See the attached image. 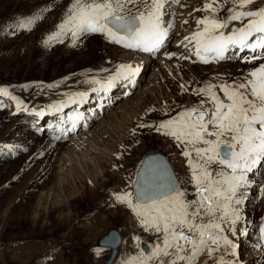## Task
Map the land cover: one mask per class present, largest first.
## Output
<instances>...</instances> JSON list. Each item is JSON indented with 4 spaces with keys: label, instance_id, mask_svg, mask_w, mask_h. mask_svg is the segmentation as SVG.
Segmentation results:
<instances>
[{
    "label": "rangeland",
    "instance_id": "374dc122",
    "mask_svg": "<svg viewBox=\"0 0 264 264\" xmlns=\"http://www.w3.org/2000/svg\"><path fill=\"white\" fill-rule=\"evenodd\" d=\"M229 1L232 0L226 3ZM206 2L212 0H167L162 23L165 27L171 24L170 36H166L154 60L150 59L145 65L142 58L146 67L141 84L135 85L136 92L126 90L127 94L132 93L128 100L130 105L138 101L146 109L162 101L172 108L167 120L187 109L210 108L208 95L200 93L199 89L215 85L212 91L224 99L220 85L241 82L264 63V54L248 62L242 59L243 55L240 59L226 58L221 62L212 59L204 63L188 54L195 48V42L173 45L175 35L181 33L177 30H190L188 36L198 27L197 20L213 16L210 9H204ZM222 2L224 0L213 3V8L220 12L214 15L221 20L229 15L230 9ZM70 3L71 0H0V87L9 92L8 96L0 94L7 98L0 100V264H106L110 248L99 246L97 241L110 228H116L121 234L118 253L111 264H124L158 242L157 233L139 232L137 223H134L136 229L129 226V216L133 215L130 208L117 219L112 214L114 208L102 200L101 189H92L85 183L82 172H88L102 183L111 181L118 193L129 192L135 198L132 184L142 158L148 153L160 152L174 169L178 180L176 188L185 193L184 198L188 201L197 198L187 158L182 155L184 145L163 131L155 135L147 133L127 153L119 146L126 142L123 132L126 126L114 129L113 122L110 123L113 128L109 126L111 130L96 128L92 131L96 135L76 130L65 138L52 136L51 129L44 127L33 141L25 140L18 128L13 129L18 118L10 112L13 107L30 108L33 106L31 98L46 91L45 88L55 93L86 89L92 80L117 71L120 65L134 67V59L144 55L141 49L109 42L100 33L83 34L75 44L69 34L63 42L45 45L44 40L57 30L56 25L62 21ZM262 3L264 0H253L247 9H258ZM143 7L141 3L126 4L124 13L135 14ZM34 15L41 18L30 29L18 27L21 20ZM96 61L112 65L106 71L95 73ZM124 82L117 79L112 85L121 93ZM114 97L106 108L114 110L123 102L124 98L120 101ZM174 100L179 103L182 100L183 104L177 107ZM102 119L100 115L98 121ZM47 169L49 174L41 176ZM79 169H83L82 172ZM248 177L251 182L242 189L244 198L238 206L241 218L235 225L223 226L226 231L242 225L237 237L239 243L249 231L248 224L251 232L256 233L254 237L261 240L259 228L264 223V193L260 191L264 185V166H259ZM116 202L119 201L116 199Z\"/></svg>",
    "mask_w": 264,
    "mask_h": 264
},
{
    "label": "snow or ice",
    "instance_id": "6c2138e0",
    "mask_svg": "<svg viewBox=\"0 0 264 264\" xmlns=\"http://www.w3.org/2000/svg\"><path fill=\"white\" fill-rule=\"evenodd\" d=\"M215 2L204 4L213 16L197 20L204 27L191 36L198 59L204 63H208L209 56L225 59V53L234 47L241 52L264 50V6L249 10L247 6L253 0H232L229 15L221 20L214 15ZM136 3L143 4V9L135 14L124 13L126 4ZM166 3L167 0H71L57 30L48 35L44 44L63 42L69 34L75 44L83 34L100 33L109 42L153 51L164 42L171 28V24L165 27L162 23ZM40 18L34 15L21 20L18 27L30 29ZM245 18L247 23L233 25L227 33L223 31L230 22ZM258 58L253 55L242 59L248 62ZM138 71L131 65H120L105 82H95L108 88L115 80L132 77ZM214 87L209 84L198 90L208 95L210 108L187 109L156 128L184 145L182 155L187 158L197 198L186 200L185 193L176 188L163 169L136 188L135 198L129 192L115 194L132 210L145 231L158 234V242L147 252L142 250L124 264H197L201 255L213 260L221 250V241L235 249L233 241L223 235V226L235 225L241 218L238 206L244 198L242 189L251 182L248 174L264 166V63L243 81L220 85L224 99L212 91ZM0 94L8 96V89L0 87ZM260 191L264 193V185ZM259 230L264 239V223ZM214 264L233 262L220 256Z\"/></svg>",
    "mask_w": 264,
    "mask_h": 264
},
{
    "label": "bare ground",
    "instance_id": "6f19581e",
    "mask_svg": "<svg viewBox=\"0 0 264 264\" xmlns=\"http://www.w3.org/2000/svg\"><path fill=\"white\" fill-rule=\"evenodd\" d=\"M226 2L228 3V0H224V2H222V5L223 6L227 5L228 8L233 7L232 1H229V4H227ZM219 13L220 12H217L216 10L214 14L218 15ZM242 23H247V18H245L243 21L230 22L228 28L223 29V31L227 33L231 31L233 25L238 27V26H241ZM203 27L204 25H198V27L192 31V34L194 32L202 30ZM177 31L181 33L177 32V34L175 35L176 37L173 39L174 46L181 45V43H183V45L185 44L189 45L195 42L194 40H190L188 41V43H185L187 42L185 37L191 38L192 36V34L186 36L190 32V30H184V31L177 30ZM167 36H170V34H167ZM165 40H166V37L164 39V42ZM163 43L160 45L159 48L153 51L145 52L142 50L144 52V55L141 58L137 57L134 59L135 62L133 64L134 65L133 68H138L139 72L141 73L136 72L135 75L132 77L121 78V80L125 81L124 89H122L121 93L118 91V87L115 85H112L111 87H108V88H102L100 84H97L95 82V80L100 81V82H105L108 77L113 76L117 71H109V73L105 77L98 75L99 77L97 79L92 80L91 84H89L88 87H86V89L84 88L82 90L81 89L70 90V91L64 90V91H61V92L58 91V93H55V92H51L50 89L45 88L44 90L46 91H42L37 97L31 98L33 102L32 104L33 106H31L30 108H27L25 106H17V105L13 107V109L10 111L11 114L18 115V118L15 120V125H14L15 128L13 129L18 128L20 131H22L20 133L23 134L22 137H24L25 140L33 141L34 138L38 135V133L41 132L42 129H44V127L51 129L50 133L52 136L56 138L57 137L65 138L70 133L73 134L76 130L83 131L82 133H85V134H90V133L93 134L92 131H95L96 128L99 130L103 128V131H104V128L111 130L109 126L110 127L112 126L113 128V125H115L116 127H114V129L118 127H119L118 129H120L121 126L125 125L126 127L124 128H126V130L125 131L123 129L122 130L126 134L125 135L126 142L124 144L120 143L119 146H121L120 148L124 149L125 152L127 151V153H130L133 146L137 144L138 141H140L141 137H143L144 135H147V133L154 134L158 132L156 130L157 126L162 121H166L169 118L168 114L172 110L169 104L161 103L162 101L156 104L153 103L146 109L141 107L138 101L136 105H133V103H131L130 105L128 103L129 102L128 100L132 93L131 94L130 93L127 94V92L125 93L127 89H132L131 92H136L135 91L137 88L136 86L137 84H141L140 79H142V73H143L144 68L146 67L143 64L146 65L150 59L154 60L155 58L154 54L156 55L163 48L162 47L164 46ZM194 52H195V48L191 49L190 52L189 53L187 52V53L194 55ZM201 54L203 55V52ZM260 54H264V50H257L255 53H253L250 50H246V52L244 51L241 52L238 48L234 47V48L229 49L228 52L225 53V56L226 58H229V59H232V58L240 59L241 57H243V55L250 57L253 55L258 56ZM194 56L196 57V61H201L200 59L197 58L196 55ZM142 58L144 59L143 64L141 62L143 60ZM210 61H212V58L209 56L208 62ZM111 65L112 63L110 62L96 61L93 64V69L95 70V73H98L104 70L106 71V69ZM141 66H143V68ZM56 86H58V83ZM93 89H97V90L93 91ZM80 93H83L84 95L83 96L78 95ZM114 96H117L119 100L120 99L122 100L123 98L124 99H123V102L120 100L121 103H118L114 110H110L111 107L106 108L105 105L113 102V99L116 98ZM4 98L5 96H2V95L0 96V100L3 101ZM93 100H96V101L94 102ZM114 103L112 105H115ZM174 104H176L177 107H179L180 105L183 104V101L180 100V103H179L176 100ZM138 105L140 106V108L138 107ZM100 115L103 116V119L101 121H98V117ZM44 122H47V123H44ZM87 123H89V125L86 127ZM110 123H112L113 125H111ZM114 123L116 124L118 123V125ZM82 125H85V126L83 128H80ZM141 125H144V126L141 127ZM100 133L103 134L104 132L103 133L100 132ZM96 134H93V135H96ZM101 136L99 135V138H101ZM46 142L49 143V141H46ZM106 159H109V158H106ZM258 167L256 169H258ZM82 170L83 169L81 170L79 169V171L81 172ZM48 172L50 171L47 169L45 172L41 173V176L48 175L49 174ZM82 173H83V177L81 175V178L84 180V182L89 183L92 189L93 188L101 189L100 191H102L101 193L102 200L108 205V207L114 208L112 214L117 219H121L129 208L127 207V205L120 204V202H116L115 194L118 193L117 186L113 185L111 181H106L105 183L100 182L101 181L100 179H99L100 181L99 180L97 181L95 179V176L92 177V175L88 174V172L86 171H85L86 174H84V172ZM82 179L79 181L81 182ZM129 222H130L129 226H131L132 228L134 227L135 229L138 227L137 229L139 230V232L145 231L144 228L139 223V220L134 213L132 217L129 216L127 223ZM134 223H137L138 226L135 227ZM247 226H248L249 231L245 232L246 234L244 235L243 240L240 241L241 243H239L237 237L242 231V225L238 226L236 229H233L232 231H230L229 229H226V231L223 232V235H227L229 239H231L233 243L236 245L235 249L229 248L228 246L224 245L223 241H221V244H220L221 250L215 254V256L213 257V260H208V257L206 255H201L197 264H202V262H205V261L207 262V264H214V260L220 256H223V258L226 261H232L233 264H264V239H261V237H260L261 240L256 239L254 237V234H256L254 233V230L251 232V228L249 224ZM240 254H242V256H240Z\"/></svg>",
    "mask_w": 264,
    "mask_h": 264
},
{
    "label": "water",
    "instance_id": "95a60500",
    "mask_svg": "<svg viewBox=\"0 0 264 264\" xmlns=\"http://www.w3.org/2000/svg\"><path fill=\"white\" fill-rule=\"evenodd\" d=\"M261 6H264V3L261 4L260 7ZM160 169L166 171L168 178L177 187V177L175 175L174 169L172 168L166 156L160 152L148 153L142 158L132 184V191L134 193V196L136 188L139 185L143 184L145 180L153 178V176ZM120 243L121 234L116 228H110L107 233H105L98 239L97 244L99 246H106L110 248L109 256L105 261L106 264H111L114 261L118 253Z\"/></svg>",
    "mask_w": 264,
    "mask_h": 264
}]
</instances>
